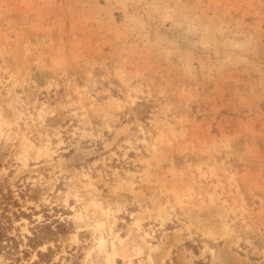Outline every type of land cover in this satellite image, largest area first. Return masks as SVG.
<instances>
[{"label":"rangeland","instance_id":"1","mask_svg":"<svg viewBox=\"0 0 264 264\" xmlns=\"http://www.w3.org/2000/svg\"><path fill=\"white\" fill-rule=\"evenodd\" d=\"M0 264H264V0H0Z\"/></svg>","mask_w":264,"mask_h":264},{"label":"trees","instance_id":"2","mask_svg":"<svg viewBox=\"0 0 264 264\" xmlns=\"http://www.w3.org/2000/svg\"><path fill=\"white\" fill-rule=\"evenodd\" d=\"M4 238H5V235L2 234V235L0 236V251L3 250V248H4V247H3Z\"/></svg>","mask_w":264,"mask_h":264}]
</instances>
